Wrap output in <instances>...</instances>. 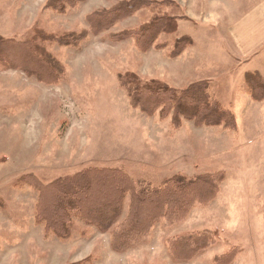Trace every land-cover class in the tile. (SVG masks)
Masks as SVG:
<instances>
[{"label":"rangeland","instance_id":"obj_1","mask_svg":"<svg viewBox=\"0 0 264 264\" xmlns=\"http://www.w3.org/2000/svg\"><path fill=\"white\" fill-rule=\"evenodd\" d=\"M214 1L0 0V264H264V99L251 82L264 83V48L241 57L226 35L250 0L210 14ZM119 4L127 15L92 29ZM130 75L172 90L205 81L233 119L175 118L171 93L144 112L121 85ZM100 171L135 193L177 189L158 216L145 203L136 233L124 235L128 194L106 230L73 208L55 232L43 188Z\"/></svg>","mask_w":264,"mask_h":264},{"label":"trees","instance_id":"obj_2","mask_svg":"<svg viewBox=\"0 0 264 264\" xmlns=\"http://www.w3.org/2000/svg\"><path fill=\"white\" fill-rule=\"evenodd\" d=\"M128 8L129 5L127 4H119L109 10H100V14L96 15V17L92 15L89 16L92 29L97 30L107 27L115 20L127 15L128 12L126 11H128ZM110 17H112V19L107 20ZM187 40V38H184L180 42L181 47L186 45ZM23 49L26 57L32 58V56H34L37 60H40L38 56L39 53L33 52L29 45L23 46ZM41 61L47 63L46 58H42V55ZM49 63L51 64L50 60ZM251 74L255 78L258 77L256 72ZM126 77H130V79L124 80L122 77L121 85L127 87L132 106H137L144 112H147L146 101L149 97H151L149 98L151 99L150 113L154 112L158 106L162 109V112L165 106L162 93H171L169 100L172 102L175 118L182 115L185 118L187 117L200 124L206 125H220L223 124L224 120L227 118H232L230 111L222 108L214 98H211V94L207 91L208 87L205 81L195 82L185 89L172 90L157 81L150 80L147 82L137 76L131 75ZM249 77L250 75L247 79H249ZM251 82L255 85V88L262 93L259 98L264 99V83H260L255 79H251ZM153 84H158V86H154ZM188 111L190 114L187 113ZM175 121L178 120L175 119ZM227 126L229 127L232 125ZM99 175H103V177L90 178V176L85 173L82 176L59 179L57 182L44 187L42 197H44L45 194L51 196L55 194L48 206H44V204L39 206L43 214L47 216L48 226L51 225L57 233H67L66 227L61 223L68 219L74 208V210L79 211L82 217L89 218L97 223L102 231L106 230L111 223H114L121 215L124 197L128 194L130 206L127 213V230L125 228L126 231L124 235H129L132 232L136 233L145 220L139 221L138 216L141 214H148L146 216L148 217L151 212L145 208V203L149 204L150 207L153 204V215L158 216V210L161 209L163 198L166 195L169 197L177 189L172 188V186L166 189L159 188L150 191L149 193L151 196H149V193H142L140 191L135 193V191H129L128 185L124 181L125 177L118 176L116 172L100 171ZM202 181L206 182L208 180L202 179ZM187 183L188 182L180 180L176 182V186L181 188ZM92 185L99 187L97 189L95 188L94 193H92L94 190L92 189ZM191 185H193L192 182L188 184V186ZM161 191L164 192L160 194ZM115 193H117L118 196H115ZM69 196L74 197L73 199L72 197L69 199ZM167 201L169 200L167 199Z\"/></svg>","mask_w":264,"mask_h":264},{"label":"crops","instance_id":"obj_3","mask_svg":"<svg viewBox=\"0 0 264 264\" xmlns=\"http://www.w3.org/2000/svg\"><path fill=\"white\" fill-rule=\"evenodd\" d=\"M224 1L212 2L210 14L215 10L216 4L221 9L223 7L221 4ZM230 16H232V19L229 22L227 21L225 31L235 51L234 53L239 54L241 57H247L255 53L259 47L264 48V0H258L257 2L256 0H250L245 9ZM253 71H256V69Z\"/></svg>","mask_w":264,"mask_h":264}]
</instances>
